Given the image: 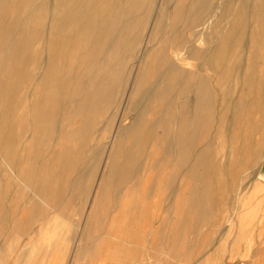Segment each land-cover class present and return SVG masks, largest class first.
I'll return each instance as SVG.
<instances>
[{
	"label": "rangeland",
	"instance_id": "1",
	"mask_svg": "<svg viewBox=\"0 0 264 264\" xmlns=\"http://www.w3.org/2000/svg\"><path fill=\"white\" fill-rule=\"evenodd\" d=\"M159 1L160 0H155L157 4L155 5L154 3V5L151 6L152 10L150 11V17H154L159 8L158 15H167L169 16V19L168 21L162 22L160 20L156 21L155 23L157 26L160 25L159 27H161L163 24H168V26L176 28V31H179L180 34L184 35V39H182L184 44L186 40L190 39L191 41H189L192 42L193 39L188 36L189 32H187V27L196 25L200 21L202 22H200L201 24L204 23L209 28L212 27V32L209 28L207 29L209 30V33L206 35L209 40L205 37L204 40H201L202 42H194L196 43V46L201 49L208 48L209 50L207 49V52H199L201 49H195L196 51L193 50L194 52L192 51V54L189 57L185 48H182L183 50H180L181 52H179V56L185 57V62H189H187L189 66L185 63L187 70H196L194 71L195 76L192 81H194L193 87L196 85L195 88L197 91L191 92L190 90H184L181 88L183 87V83L181 82V85L176 86L177 88L173 87L175 92L174 89L169 91V97H171H168L169 100L162 102L161 98L156 99L150 106L148 112L145 107V101L141 102L136 109L134 108V110L127 111V109L124 108V105L128 91L126 90L128 88V81L126 84L127 88L125 87L123 96L121 97L122 101L120 100L118 107L112 111L109 110V113L107 114H103L102 112H97L95 114L98 117L95 127L97 126V128H104L106 130V136L102 141V144H104L102 149L103 154L101 155L100 163L96 166H89V150L87 147H84L78 152H72L73 146H75L79 138L82 137L83 132H81L79 128L74 130L72 134L69 132H71V127L80 125L82 117L79 112V104L77 105L78 108H76V106L73 107L74 105L67 104L69 107L66 111L69 115L67 116L66 114V117H59V119H61V124H58L59 126L55 125V130L53 129L51 132L52 137L59 135L58 137L52 138V140L51 138L46 139L43 142L44 145L41 143L40 146H38V149L36 148V153L29 152L31 155L28 152L13 153L14 157H16V155L17 157L24 155H28L27 157L30 156L29 161L31 158L32 160L30 163L28 161L29 167H20V169H17V175V172L15 171L16 167L18 168L19 166H14V164H12L14 175L10 172V175H8V171H4L7 170L6 167H4L5 164L0 160V169L2 167V170H0V209H4V212H13L15 219L17 218V215L15 214L34 211L36 208L33 207L38 206L34 212L45 214L46 218L52 217L49 216V214L55 213V220L64 224L63 226L59 223V228H56L57 232L61 229L60 231L65 237L66 235L74 236L79 235L80 230L86 222V218L87 220L93 218L94 223H100L102 213L104 220H107L108 218L115 219L117 205H122L125 202V199H127L128 196L132 197L133 191L138 189L137 187L139 185L135 184L136 181H156L158 197L172 195L174 203H178L174 205L176 208L180 207L179 203L182 202L181 198L187 199L190 214H193L196 217V214L203 213L202 216L209 219V223L205 225L207 226L205 227L207 229L206 236L212 235L213 231L216 232L219 228L222 230L226 228V230H228V228L234 224L233 222L237 220V214L240 212L245 210L252 212L249 214V219L246 222H243L244 225L233 227V229H235V231L232 230L233 233L230 230L228 232L226 231L227 234L232 233L234 235V239L237 241V243L235 242V246L242 240L246 242V248L240 254L243 257L240 261L244 260L249 264V260L245 258L249 256L251 247L254 248L253 250L255 252L258 251V255H262L264 252V0H251V2L250 0H165L164 4L160 7L158 5ZM9 5L10 6L3 15L0 16V31L10 27L15 32L18 31L17 33L14 32V35L16 37L18 36L17 40L15 39V36H13L15 42L18 40L21 41L22 39H28V41L30 40L32 42V47H39L43 39H37L36 36L39 35V38H41L44 31L48 30L47 27L39 24L34 27L29 26V28L23 26L19 21L22 20L24 12L23 4L20 0H14V2ZM165 6L167 7L165 8ZM196 21L198 23H196ZM152 22L153 21L147 23V27L144 30L145 37H142L139 46L140 48L136 55L137 59L135 57L134 61L132 60L130 62L128 65L129 69L132 68V66L134 68V65L139 61L140 57L138 56H141V53H143L147 40L145 34L147 33L148 26ZM200 23L195 29L205 26ZM172 33V31L170 32L168 30H155V40L158 41L157 44L163 43L165 40L166 43H168V41L169 43H176L175 38L171 37ZM210 40L211 42H209ZM182 46L183 45L180 47ZM211 48H213V50ZM197 53L199 55H197ZM44 54L45 52L39 51L38 57L39 59L41 58V61L46 55ZM197 70L199 71L197 72ZM201 74L203 76L199 77ZM84 76L85 75H83L82 79ZM203 77L207 78L204 79ZM128 80H130V78ZM212 85L214 88H212ZM199 87H201L200 91ZM21 89L22 91L20 92L23 93L24 90L22 85ZM83 92L85 93V86L82 89V93ZM19 93L17 94L18 97L24 95V93ZM209 96H211L210 99L212 98L213 100L211 99L212 105L209 100L210 110L207 111L198 105L201 104L203 100H206L207 97L209 98ZM172 98H174L173 101ZM67 100L68 99L64 100V102ZM186 102L193 105L190 106V109L198 106V108H196L197 112L198 114L201 113L198 117V122L201 120L199 127H201L203 131L201 130L202 132L199 133L196 147L197 149L203 148L206 152L205 154L197 155L195 150H193L191 151V153L193 152V155L191 156L190 153V158L189 155L181 158L179 152H166L165 145L167 144V140H163L162 143H160V138L164 139V135L167 136V133L164 129V124L160 123L153 126V128L151 127L152 133L149 140L145 143L144 148L134 156L133 160H124L123 165H118L116 167L104 166L112 135L114 134V128L118 123L123 126L129 125L133 117H136L137 114H139V117H144L146 121H151L156 119V117L162 118L166 110L169 109L167 108L168 106H170L172 110L178 111ZM253 104L258 105V108ZM253 106L256 108L254 109ZM61 107V109H64L62 104ZM74 115L75 117H73ZM67 124H69L68 127H66ZM62 125H65L64 127H66L68 132ZM209 129L211 130L210 132L207 131ZM19 131L20 133L23 132L22 129H19ZM23 134L20 135L25 137V133ZM22 136H19L20 144H22V142L27 144L28 139L26 140V138H23ZM72 137H74V142H72ZM56 140L57 142L60 140L61 143H55ZM131 141V139L126 138L124 145L130 146ZM202 143H205L204 146H202ZM198 146H200V148ZM55 147H59V149L57 150ZM0 153L2 154V152ZM195 157L199 164L192 168L190 167V164L194 161ZM78 160L80 162H78ZM32 162L35 163L36 166H34ZM74 162L79 167H73ZM202 162L204 164H200ZM186 164L188 165L186 166ZM104 168L106 170H104ZM89 170L93 171L89 172ZM103 170L105 172H103ZM21 173H25L24 175L26 176ZM75 175H78V177H74ZM8 176H10V180L8 179ZM18 178L21 179V182H19L20 179L18 180ZM101 179H103L102 185L104 186L97 185L99 180V182L102 181ZM2 182L3 185H1ZM6 182L7 184H5ZM17 182L20 184H17ZM9 185L11 186L9 187ZM1 187L7 190L5 191L1 189ZM13 187L15 190H12L14 189ZM33 188H35V190ZM12 191L14 193H12ZM21 191H23L24 194H22ZM98 191H103L101 195L102 199L98 202L96 201V204H93V197ZM16 197L17 199H15ZM42 205L44 206L42 207ZM86 214H88V216H86ZM191 223L196 226L198 221L194 220ZM208 225L212 226L208 227ZM67 240L68 239H66V241ZM65 247L66 244L62 247V252L65 250ZM256 262L258 263L259 259H256Z\"/></svg>",
	"mask_w": 264,
	"mask_h": 264
},
{
	"label": "bare ground",
	"instance_id": "2",
	"mask_svg": "<svg viewBox=\"0 0 264 264\" xmlns=\"http://www.w3.org/2000/svg\"><path fill=\"white\" fill-rule=\"evenodd\" d=\"M13 2L14 0H0V16L3 15V13L7 10V8L10 6L9 4H12ZM20 2L23 4V8H24L22 20H19L21 24L28 28L29 26L34 27L35 25L39 24L41 26H46L48 30L45 29L47 31H44V34L41 38H39L40 37L39 35L38 36L34 35L37 37V39H43L39 47H32V42L30 40L28 41V39H24V40L22 39L21 41L18 40L15 42V40H13V36H15L14 35L15 31L10 27L5 29L3 28L4 30L0 31V42H1L0 43V152H2V154L0 153V160L3 162V164H5L4 167H6L7 170L4 171L5 172L8 171L7 172L8 175H10L9 172L12 175H14L13 174L14 168L12 169V164H14V166L15 165L19 166L18 168L16 167V171H15L17 172V175H18L17 169H20V167L22 166L29 167L28 161L30 159V156L27 157L28 155H24L25 157L21 156L22 157L21 158L19 156L20 157L19 158L15 154L16 157H14L13 156L14 152L36 153L38 146H40L41 143L42 145H44L43 142L46 139L51 138L52 140V138H56L59 136L58 135L52 137L51 132L54 129L55 125L59 126L61 124L60 123L61 119H59V117L61 116L66 117V114L68 113L66 110L69 107V105L67 104L74 105L73 107L76 106V108H78L77 105L79 104V112L82 117L80 125L78 126L75 125L71 127V132H69L72 134L73 131L76 130L77 128H79V130L83 132L82 137L80 136L81 138H79L75 146H73L72 144L73 146L72 152H78L79 150H82L84 147H87V149L89 150L88 152L89 154L88 163L90 162L89 166H96L100 163L102 157L101 155L103 154L102 149L104 147V144H102L103 143L102 141L106 136L105 134L106 130L104 128L102 129L97 128V126L95 127L98 121V117L95 114L97 112L99 113L102 112L103 114H107L109 113L108 112L109 110L112 111L113 109L117 108L118 104L120 103L121 97L123 96V92L125 90L128 81H129L128 88L126 87L127 88L126 90L128 91L124 105V108H126L127 111L134 110V108L136 109L141 102L145 101L146 104L145 103L143 104H145V107L147 108V112H148L150 110V106L152 105V103H154L156 99L161 98L162 102L165 100L166 101L169 100L168 99L170 94L169 91L174 89L173 87L181 85V82L183 83V87L181 88H183L184 90H188V91L190 90L191 92L197 91V89L195 88L196 85L195 87H193L194 81H192L193 77L195 76L194 71L196 70L193 71H190L191 69L189 71L187 70L185 63L186 65L189 66V64H187L188 61L185 62V57L179 56V52L183 50L182 48H185L187 54H189L188 55L189 57L192 54L193 50L201 49L197 47L196 43L194 42L196 41L199 43V41L204 40L205 37L207 39L206 34L209 33L208 31L210 30L212 32L211 30L212 27L209 28L204 23L203 24L205 26L195 29V27L199 26V23L201 21L199 23L196 21V23L198 24L187 27L188 29L187 32H189L188 36L192 37L193 39L192 42H190L191 41L190 39H189L190 41L186 40L184 44L182 42V39H184V35L180 34L179 31H176V28L168 26V24H163L161 25V27H159L160 25L157 26V24L155 23L156 21L160 20L162 22V21H168L169 19V16L167 15L166 16L158 15L160 10L158 7L155 16L153 17L151 15L152 18L150 17V11L152 10L151 6L154 5V3L155 5L157 4L155 0L152 1L150 0H40V1L20 0ZM164 2L165 0H160L158 2L159 7L163 5ZM166 7L167 6H165V8ZM181 12L183 13L182 10ZM150 21L153 22L150 23V25L147 28V33L145 34L147 40L143 53H141L142 54L141 56H138L140 58L138 63L134 65V68L132 66V68L129 69L128 65L132 60L134 61L137 52L139 51L140 48L139 46L142 41V37L144 36V30L147 27V23ZM208 28L209 30H207ZM157 29H160V31L161 30H168L170 32L172 31L173 33L171 37L175 38L176 43L173 42L169 43L168 41L169 43L168 44L166 43L165 40V42L157 44L158 41L155 40V36H156L155 30ZM17 32L18 31H16L15 33ZM15 39L17 40L18 36L17 37L15 36ZM209 42H211V40ZM181 45L183 46L180 47ZM213 48L211 49L213 50ZM207 49L208 48L201 49L199 52L206 51ZM39 51L45 52L46 54V55L44 54L45 57L42 61L40 60L41 58L39 59L38 57ZM197 55L199 54L197 53ZM198 71L199 70H197V72ZM83 75L85 76L82 79ZM201 76L203 75L201 74L199 77ZM129 78L130 80H128ZM206 78L207 77H205L204 79ZM21 85L24 90L23 92L24 95H20L18 97L17 94L20 91H22ZM84 86H85V93L84 92L82 93V89ZM212 88H214L213 85ZM200 90L201 87H199V91ZM23 93L20 92L19 94H23ZM196 96H197V92H196ZM210 97L211 96H209V98L207 97V99L203 100V102L198 106L203 108L204 110L207 111L210 110L209 102L212 99V98L210 99ZM66 99H68L66 101L67 103L64 102V100ZM173 99L174 98H172V101ZM188 102H186L184 106L180 108L178 111L172 110L171 107L168 106L167 104L168 106L167 108L169 109L166 110L162 118L156 117V119H153L151 121H146L144 117H139V114H137V116L135 115L136 117H133L129 125L123 126L118 123V125H116V127L114 128V134L112 135V140L108 148L104 166L116 167L118 165H123L124 160L127 159L133 160L134 156H136L140 152V150L144 148L145 143H147V141L149 140L152 133L151 127L153 128V126L160 123L164 124V129L166 130L167 133V136L164 135L165 137L164 139L160 138V143H162L163 140H167L166 142L167 144L165 145L166 152L169 153L179 152L181 154V158L186 157L188 155L190 158L193 155L192 154L193 152L191 153V151L193 150H195V153L197 155L205 154L206 152L203 148H200V146H198L200 149H197L196 147L199 139V133L203 131V129L199 127V123L201 120L198 122V117L201 113L198 114L197 112L196 108H198V106L196 108L190 109V106L193 105H190L191 103L188 104ZM210 103L212 105V101ZM61 104L64 107V109H61L62 108ZM254 106L257 107L258 105H254ZM256 107H254V109ZM68 115L69 114H67V116ZM73 117H75V115ZM65 125L62 126L64 127ZM68 125L69 124H67L66 127H68ZM66 127L64 128L66 129ZM19 129H22L23 132L21 131L22 133H20ZM66 131L68 132L67 129ZM207 131L210 132L211 130L209 129ZM23 133H25L26 135L25 137L20 135ZM19 136L26 138V140L28 139L27 141L28 143L26 144L25 142H22V144H20ZM73 138L74 137H72V142H74ZM126 138L132 140L130 146L124 145V141ZM55 143H61V142L60 140L59 142H57L56 140ZM202 144H203L202 146H204L205 143ZM56 149L58 150L59 147ZM29 154L31 155V153ZM79 160L78 162H80ZM33 164L34 166H36L35 163ZM59 164H60V160H59ZM197 164H199V162L195 157L194 161L190 164L191 165L190 167L192 168L196 167ZM200 164H204V163L202 162ZM73 165H74L73 167L78 166L75 162L73 163ZM187 165L188 164H186V166ZM0 170H2V167ZM104 170L106 169L104 168ZM104 170L103 172H105ZM90 171L91 170H89V172ZM21 174L24 175L25 173H21ZM78 175H75L74 177H78ZM9 177L10 176H8V179ZM2 178L5 179L4 177ZM19 179L20 178H18V180ZM101 180H102L101 182H99L100 180L98 181L97 184L98 186H104L102 185L103 179ZM19 182H21V179ZM19 182H17V184ZM68 182L67 184L69 185ZM5 184H7V182ZM1 185H3V182L1 183ZM10 186L11 185H9V187ZM1 189L5 191L7 190L2 187ZM33 189L35 190V188ZM12 190H15V188ZM21 192L22 194H24L23 191ZM12 193L14 192L12 191ZM102 193L103 191H98L96 195L94 194L95 196L93 197V204H96V201L98 202L99 200L102 199L101 198ZM15 199H17V197ZM68 200L67 202L69 203ZM43 206L44 205H42V207ZM33 208L37 209L38 206ZM0 210H1L0 211V215H1V213L2 212L4 213L5 210L4 209H0ZM32 213H36V212H32ZM250 213L252 212L245 210L237 214L238 215L237 220L233 222L234 224L230 226L231 229L228 228L227 232L229 230L235 231L233 227L235 226L237 227V225L239 227L241 225H244L243 222H246L249 219ZM86 216H88V214H86ZM61 224L64 226L63 223ZM60 230L61 229H59L58 231H59V235L62 236L61 245L63 247L65 246L67 241L64 240L65 236L61 233ZM56 235L58 234L56 233ZM256 263H257L256 260H252V264H256Z\"/></svg>",
	"mask_w": 264,
	"mask_h": 264
},
{
	"label": "crops",
	"instance_id": "3",
	"mask_svg": "<svg viewBox=\"0 0 264 264\" xmlns=\"http://www.w3.org/2000/svg\"><path fill=\"white\" fill-rule=\"evenodd\" d=\"M156 183L136 181L138 189L122 205H117L115 219L104 220L102 213L100 223H94L93 218L85 219L79 235L65 237L68 240L63 252L61 236L56 231L61 222L55 220V213L46 218L39 212H20L14 219L13 212H4L0 215V222L4 221L0 223V264L240 262L243 258L240 254L246 248L244 240L235 246L237 241L233 234H227L226 228L206 236L209 219L203 213L196 217L190 214L187 199L181 198L180 207L176 208L174 205L178 203H174L172 195L158 197ZM194 220L198 221L196 226L191 223ZM253 249L245 259L252 264L258 258L257 264H264V252L258 255Z\"/></svg>",
	"mask_w": 264,
	"mask_h": 264
},
{
	"label": "built area",
	"instance_id": "4",
	"mask_svg": "<svg viewBox=\"0 0 264 264\" xmlns=\"http://www.w3.org/2000/svg\"><path fill=\"white\" fill-rule=\"evenodd\" d=\"M237 264H247L245 261H240Z\"/></svg>",
	"mask_w": 264,
	"mask_h": 264
}]
</instances>
